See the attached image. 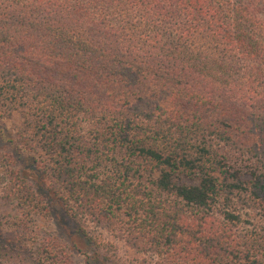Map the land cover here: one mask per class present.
Returning <instances> with one entry per match:
<instances>
[{
	"label": "trees",
	"instance_id": "16d2710c",
	"mask_svg": "<svg viewBox=\"0 0 264 264\" xmlns=\"http://www.w3.org/2000/svg\"><path fill=\"white\" fill-rule=\"evenodd\" d=\"M0 140V264L87 254L53 212L95 254L89 223L153 264H264V0H0Z\"/></svg>",
	"mask_w": 264,
	"mask_h": 264
},
{
	"label": "rangeland",
	"instance_id": "374dc122",
	"mask_svg": "<svg viewBox=\"0 0 264 264\" xmlns=\"http://www.w3.org/2000/svg\"><path fill=\"white\" fill-rule=\"evenodd\" d=\"M6 128L15 131L22 125L21 117L13 112L10 115V118L5 120ZM10 142L5 140H0V149L2 150L3 146L9 145ZM12 147L9 148V151H12L14 154L16 152L15 146L10 144ZM18 164H25V155L23 154L18 158ZM6 166L0 162V235L5 237H12L14 234V224H12V217L15 215V206L13 202H10L4 196V188L7 183L6 178ZM185 181L190 182L191 180L185 179ZM37 229L40 230L41 235H55L56 237H66L71 242L78 243L81 247L84 248V251L91 253L93 256H96L101 264H153V258L149 253L137 251L134 248L125 244L122 240L113 237L109 232L97 229L92 224H88V230L92 233L95 232L101 240L110 241L113 246H103L100 248V253L95 254L94 248L90 246L87 241L82 237L80 232L74 226L71 219L65 217V215H59L57 212H53L51 217L41 218L40 216L35 218ZM242 224L251 225L257 227L261 232H264V218L255 211L252 210H242ZM61 238V237H60ZM59 238V239H60ZM31 241V240H30ZM32 242V241H31ZM87 254H78L74 253L71 256L73 264H86L85 260Z\"/></svg>",
	"mask_w": 264,
	"mask_h": 264
}]
</instances>
